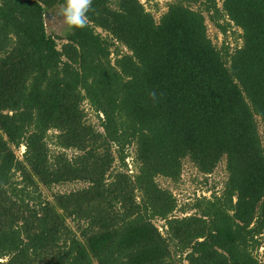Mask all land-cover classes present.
Segmentation results:
<instances>
[{"label": "trees", "instance_id": "obj_1", "mask_svg": "<svg viewBox=\"0 0 264 264\" xmlns=\"http://www.w3.org/2000/svg\"><path fill=\"white\" fill-rule=\"evenodd\" d=\"M166 1L93 0L72 30L65 0H0V264H264V0ZM187 163L227 179L178 217L159 179Z\"/></svg>", "mask_w": 264, "mask_h": 264}, {"label": "rangeland", "instance_id": "obj_2", "mask_svg": "<svg viewBox=\"0 0 264 264\" xmlns=\"http://www.w3.org/2000/svg\"><path fill=\"white\" fill-rule=\"evenodd\" d=\"M142 4H144V7L146 8L147 12H150L153 14L155 19L158 21L164 13L168 10V4L170 1L166 0H141ZM219 7H222V0H218ZM193 8L195 10L200 9L199 5H194ZM207 16V14H205ZM57 24L56 27H61V23L63 24L62 19H57L55 21ZM223 24V22H221ZM207 25H208V35L213 41V43L218 47L221 48L225 43L228 45L232 51L236 49L237 47L242 46V40L241 35L242 31L238 28L233 27L232 29H229L227 34L224 35L220 29H218L209 19L207 16ZM100 33L104 35V37H107L108 34L102 32L99 30ZM59 45H62V42H59ZM120 47L118 43H115V45L112 47V59L116 58V50ZM121 50H123L124 53L127 52L126 48L121 47ZM86 113L88 114L87 120L89 123L99 126V121L96 117V114L90 109L88 105L85 106ZM100 129V128H99ZM261 134L263 136L264 140V128H260ZM50 148L53 152H57L58 150L54 147L53 142L50 140ZM264 143V142H263ZM25 152V148H21L19 151H17V155L19 157H22L23 153ZM73 152H69V155L71 156ZM130 158L128 159V165L129 170L136 171L135 165L133 162L134 158V148H130ZM207 181L203 176H200L197 171L192 167L191 164L187 163L185 165V168L183 170L182 179L181 182L177 185L172 184L170 181L159 179V184L165 188L172 191L175 195V197L178 200L179 203V209L177 213L175 214L178 217H183V213L181 212V207H183L186 203H192L193 200L200 196H207L210 197L211 193L208 191L216 189V192H220L224 186V183L227 179V172H226V164L222 163L218 169L215 171V173L212 176H209L206 178ZM83 187L82 184H72V185H66L63 187H56L53 192H61V193H68L73 190H77L79 188ZM46 192V191H45ZM52 192H46L45 194L47 196H51ZM155 224L159 227V229L164 232V222L162 221H156ZM262 253V249L260 250V254ZM187 264V263H183Z\"/></svg>", "mask_w": 264, "mask_h": 264}, {"label": "clouds", "instance_id": "obj_3", "mask_svg": "<svg viewBox=\"0 0 264 264\" xmlns=\"http://www.w3.org/2000/svg\"><path fill=\"white\" fill-rule=\"evenodd\" d=\"M92 6L93 0H65L58 15L70 29L83 30L89 24L88 13L93 10ZM148 95L153 101L157 100L155 90H151Z\"/></svg>", "mask_w": 264, "mask_h": 264}]
</instances>
